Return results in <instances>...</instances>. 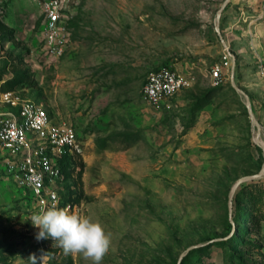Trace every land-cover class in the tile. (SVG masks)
Listing matches in <instances>:
<instances>
[{
	"label": "rangeland",
	"instance_id": "rangeland-1",
	"mask_svg": "<svg viewBox=\"0 0 264 264\" xmlns=\"http://www.w3.org/2000/svg\"><path fill=\"white\" fill-rule=\"evenodd\" d=\"M45 1L0 0V91L72 125L85 149L47 181L60 196L47 207L0 150V264H93L35 238L31 215L53 207L103 225L102 264H264V174L251 178L264 169V0H62V55ZM226 49L233 67L215 80ZM168 64L192 85L152 105L147 77Z\"/></svg>",
	"mask_w": 264,
	"mask_h": 264
},
{
	"label": "built area",
	"instance_id": "built-area-1",
	"mask_svg": "<svg viewBox=\"0 0 264 264\" xmlns=\"http://www.w3.org/2000/svg\"><path fill=\"white\" fill-rule=\"evenodd\" d=\"M63 10L62 0L44 3L46 40L55 55L63 54L68 40ZM233 63L234 58L226 49L224 60L214 65L211 77L224 79ZM258 75L264 81V59L260 60ZM192 79L175 64L152 70L144 85V98L152 105H160L190 87ZM0 103L7 108L0 111V150L13 163L11 170L31 188L43 207L58 205L59 193L47 191L46 183L62 176L60 161L83 156V141L72 125L54 122L44 106L22 100L13 91H0Z\"/></svg>",
	"mask_w": 264,
	"mask_h": 264
},
{
	"label": "clouds",
	"instance_id": "clouds-1",
	"mask_svg": "<svg viewBox=\"0 0 264 264\" xmlns=\"http://www.w3.org/2000/svg\"><path fill=\"white\" fill-rule=\"evenodd\" d=\"M30 220L39 229L35 237L38 241L51 239L66 255L80 253L93 264H102L109 250L110 236L99 222L55 207L31 215ZM32 260L33 264H38L36 256Z\"/></svg>",
	"mask_w": 264,
	"mask_h": 264
},
{
	"label": "water",
	"instance_id": "water-1",
	"mask_svg": "<svg viewBox=\"0 0 264 264\" xmlns=\"http://www.w3.org/2000/svg\"><path fill=\"white\" fill-rule=\"evenodd\" d=\"M219 17H220V15H219ZM232 76L234 77V74H232ZM247 106H248V108H249V110H250V113H251V116L253 117V119L255 120V115H254V113H253V111H252V105H251V101H250V99L248 98L247 99ZM257 126H258V124H256ZM264 174V169L260 172V173H258V174H256V175H252L251 176V178H259V177H261L262 175ZM246 178H241L237 183H236V186L235 187H237L242 181H244Z\"/></svg>",
	"mask_w": 264,
	"mask_h": 264
},
{
	"label": "trees",
	"instance_id": "trees-1",
	"mask_svg": "<svg viewBox=\"0 0 264 264\" xmlns=\"http://www.w3.org/2000/svg\"><path fill=\"white\" fill-rule=\"evenodd\" d=\"M1 90L2 91H13L12 89L6 86V83H4L3 86H1ZM79 158L81 157H77L76 159H79ZM76 159L66 158L65 160L60 161L59 165H60L61 171L63 167V162L75 161Z\"/></svg>",
	"mask_w": 264,
	"mask_h": 264
},
{
	"label": "bare ground",
	"instance_id": "bare-ground-1",
	"mask_svg": "<svg viewBox=\"0 0 264 264\" xmlns=\"http://www.w3.org/2000/svg\"><path fill=\"white\" fill-rule=\"evenodd\" d=\"M255 139L257 143L264 149V138L262 137L261 129L255 131Z\"/></svg>",
	"mask_w": 264,
	"mask_h": 264
}]
</instances>
